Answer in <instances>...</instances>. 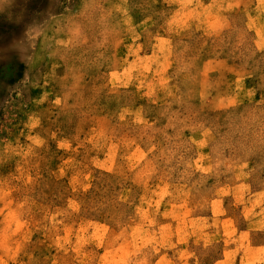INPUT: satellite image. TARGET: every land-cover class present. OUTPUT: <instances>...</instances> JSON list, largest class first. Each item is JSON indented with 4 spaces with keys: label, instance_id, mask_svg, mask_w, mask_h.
I'll use <instances>...</instances> for the list:
<instances>
[{
    "label": "rangeland",
    "instance_id": "374dc122",
    "mask_svg": "<svg viewBox=\"0 0 264 264\" xmlns=\"http://www.w3.org/2000/svg\"><path fill=\"white\" fill-rule=\"evenodd\" d=\"M261 40L264 0H0V264L263 242Z\"/></svg>",
    "mask_w": 264,
    "mask_h": 264
},
{
    "label": "crops",
    "instance_id": "0c3cea01",
    "mask_svg": "<svg viewBox=\"0 0 264 264\" xmlns=\"http://www.w3.org/2000/svg\"><path fill=\"white\" fill-rule=\"evenodd\" d=\"M260 44H262V48H264V40H261ZM262 59L264 60V50L262 53ZM243 91L246 93L247 96L251 95V88L247 86L246 83L244 85ZM229 221L232 220L226 217H223L218 221L220 223V229L222 230L220 241L224 243L225 247L224 249H222L220 257H218L211 264H264V241L258 244H254V246L250 250H248V252L244 251L243 249L227 246L229 240L228 237L225 238V235H231L232 229L230 226L231 223ZM201 233H204L205 235L208 233V230L204 228ZM216 234L219 235L218 232H216ZM190 263L191 262L189 260L181 262V264ZM152 264H171V262L170 260L162 256L158 260L156 259Z\"/></svg>",
    "mask_w": 264,
    "mask_h": 264
}]
</instances>
